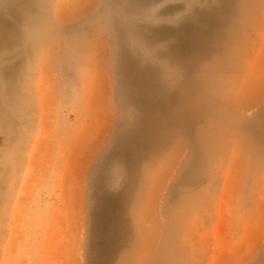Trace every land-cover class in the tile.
Listing matches in <instances>:
<instances>
[{"label": "rangeland", "instance_id": "obj_1", "mask_svg": "<svg viewBox=\"0 0 264 264\" xmlns=\"http://www.w3.org/2000/svg\"><path fill=\"white\" fill-rule=\"evenodd\" d=\"M243 1L245 7L257 4L256 29L237 50L241 58L236 79L218 87L208 100L228 121L222 125L228 133L221 153L205 168L194 163L192 143L179 141L140 183V198L132 196L120 204L125 174L109 156L117 135L133 134L129 127L137 116L123 83L131 68L127 58H120L118 42L138 51L140 68L147 62L161 67L163 90L178 93L186 68L181 64L169 70L160 59L170 31L182 29L188 20L221 16L223 6H233L236 0H0V29L9 46L0 52V69L11 73L9 82L0 77V89L11 84L16 112L7 129L13 133L11 140L5 139L0 117V264H92L112 254L122 237L128 245L121 251L123 259L114 264L259 262L264 256V160L249 129L255 125L256 137L264 141L258 114L264 111V99L244 107L247 99L237 100V94L257 72L259 78L264 0ZM11 23L15 30L8 27ZM138 25L147 33L143 40ZM98 81L105 88L99 103L113 120L74 169L78 143L92 130ZM44 86L51 99L44 98ZM202 167L205 179L195 188L197 195L200 192L196 201L204 207L189 216L186 231L177 235L176 249L185 255L172 261L164 248L178 206L173 196L179 185L190 181L187 175ZM103 216L107 229L98 235L95 229ZM120 221L124 230L116 228Z\"/></svg>", "mask_w": 264, "mask_h": 264}, {"label": "bare ground", "instance_id": "obj_2", "mask_svg": "<svg viewBox=\"0 0 264 264\" xmlns=\"http://www.w3.org/2000/svg\"><path fill=\"white\" fill-rule=\"evenodd\" d=\"M256 7L257 4H255V7L250 5L245 7L244 1L236 0L233 6H223L221 16L219 14L210 15L207 18H202L198 23L188 20L182 29L173 28L174 30L170 31V36L165 40L163 46L165 50L162 51L160 59L166 62L165 65L169 70H174L180 67L181 64L186 68V74L181 80V88L178 93H170L163 90L158 80L162 73L161 67L147 62L145 66L140 68L138 66L140 61L136 57L139 55L138 51L135 49L129 51L123 43L118 42L117 48L120 52V58L122 59L123 56L127 58L129 68H131V72H127L128 76L124 74L123 83L126 87L128 86L131 98L128 103L130 104L131 112H134L137 116V123L134 125L130 124L129 127L133 134L128 136L121 133L117 135L115 140L113 139L109 156L115 164H118L119 168L120 166L122 167V172L125 174L126 186L118 196L120 204H125L122 201L126 199L127 202V198L132 196L137 199L138 197L140 198V183H144V180L148 178V174L151 173L152 168L160 160L159 157L179 141L192 143L193 154H195L193 157L194 163H201L205 168L208 167L206 166L207 163H211L221 153L225 142L224 138L228 133L226 127L222 125L228 121L226 116L222 112H218L216 106L209 103L208 100L213 99L214 90L224 83L233 82L239 74L238 61L241 58V51L240 55H238L237 50L241 47L242 42L249 37V34L256 29ZM2 26L3 22L0 21V28ZM8 27L15 30V23L9 24ZM136 28L141 40H143L144 36L147 35L144 31L145 29L143 30L140 25L136 26ZM1 34L2 30L0 29V52L3 53V50L9 48V46L3 38L4 35ZM156 47L153 48L156 49ZM131 58L134 59L132 60ZM1 63L2 60L0 59V65ZM259 69V78L257 72V77L253 80L250 78V83H247L248 86L245 83V87L237 94V100L247 99L243 105L244 107H249L264 99V55L259 61ZM12 72H15V70ZM99 72L103 74L101 67ZM10 74L9 68L0 69V77L4 80L6 79L7 82H9L8 75ZM173 75L174 73L170 78ZM45 86L47 85L45 84ZM10 89H12L11 84L5 90L0 89V117L3 120L2 128L6 132L5 139L7 140L13 138V133H7V129L11 128V123L14 121L13 116L16 115L14 97ZM48 89V87H45L43 90L46 100L50 98L47 96ZM104 91V83L98 81L94 89L92 109L90 108L92 110L90 122L92 130L91 132L89 130V133H85L83 141L78 143L79 161L74 163L76 164L74 169H78V162L89 151L90 146L96 143L98 139L104 138L106 134L105 128L107 129L112 123L113 119L110 117L112 113L108 112L105 114L104 105L99 103L100 100L104 99ZM5 100H7V103H5ZM257 109L253 111V114ZM258 114L260 118L259 128L264 132V111L261 110ZM252 128L250 127L249 131L256 138L253 141V146L264 160V141L256 137V128ZM228 129H230V126ZM229 131L231 132V129ZM102 133L103 136L101 137ZM172 162L173 160H170L169 165L163 171L162 181L168 177ZM72 170L73 168H69V171ZM205 175L203 167L196 174H188L187 178L190 181L181 183L182 186L179 185L180 187L174 193L173 200L174 202L176 200L178 206L176 208L177 211L174 213L172 226L168 229V245L164 248V253L170 254L172 261L182 260L185 255L176 249L177 235L184 234L186 231V228L183 227L188 224L189 216L194 212H200L204 207V204L196 201V198H200V192L197 195L195 187L203 185L201 178L205 179ZM72 178V181H75V178ZM72 181L71 185L74 184ZM68 185L69 183L64 181V187H68ZM104 216L100 217L101 219L99 218L98 226L95 229L98 235L103 234L107 229ZM116 228L124 230L126 228L125 222L120 221ZM245 233L247 234L249 231L246 230ZM127 245L125 237L119 238L116 241V249L112 254L98 257L93 260L92 264H102V259L108 260L110 264L122 260L121 251ZM258 261L257 264H264V256Z\"/></svg>", "mask_w": 264, "mask_h": 264}]
</instances>
